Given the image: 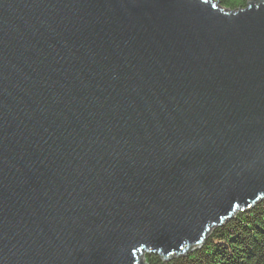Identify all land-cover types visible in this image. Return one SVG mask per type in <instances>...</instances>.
<instances>
[{"label": "water", "instance_id": "1", "mask_svg": "<svg viewBox=\"0 0 264 264\" xmlns=\"http://www.w3.org/2000/svg\"><path fill=\"white\" fill-rule=\"evenodd\" d=\"M264 199V0H0V264H146Z\"/></svg>", "mask_w": 264, "mask_h": 264}, {"label": "trees", "instance_id": "2", "mask_svg": "<svg viewBox=\"0 0 264 264\" xmlns=\"http://www.w3.org/2000/svg\"><path fill=\"white\" fill-rule=\"evenodd\" d=\"M228 10H240L250 0H215ZM146 264H264V199L214 229L202 246L179 258L163 262L145 255Z\"/></svg>", "mask_w": 264, "mask_h": 264}, {"label": "rangeland", "instance_id": "3", "mask_svg": "<svg viewBox=\"0 0 264 264\" xmlns=\"http://www.w3.org/2000/svg\"><path fill=\"white\" fill-rule=\"evenodd\" d=\"M259 204V203H258ZM257 205V204H256ZM145 255L146 254H144L143 256H142V259H143V263H146L145 262ZM150 255H153V254H150ZM154 255H157V254H154ZM163 262H167V261H169V260H171V259H174V258H170V259H168L167 261H165V260H163L159 255H157Z\"/></svg>", "mask_w": 264, "mask_h": 264}, {"label": "bare ground", "instance_id": "4", "mask_svg": "<svg viewBox=\"0 0 264 264\" xmlns=\"http://www.w3.org/2000/svg\"><path fill=\"white\" fill-rule=\"evenodd\" d=\"M253 207H254V206H253ZM253 207H252V208H253Z\"/></svg>", "mask_w": 264, "mask_h": 264}]
</instances>
